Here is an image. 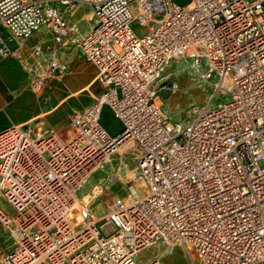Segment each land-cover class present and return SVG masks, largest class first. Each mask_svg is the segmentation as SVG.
Returning <instances> with one entry per match:
<instances>
[{
	"label": "built area",
	"instance_id": "built-area-1",
	"mask_svg": "<svg viewBox=\"0 0 264 264\" xmlns=\"http://www.w3.org/2000/svg\"><path fill=\"white\" fill-rule=\"evenodd\" d=\"M79 3L91 12L81 35L69 18ZM41 27L49 40L25 55ZM70 38L102 90L71 113L67 137L0 130V197L10 208L0 207V225L15 232L0 264H137L157 242L181 245L196 264H264V0H0V61H19L34 93L68 72L60 47ZM172 59L215 78L183 125L154 89ZM217 96L228 99L213 104ZM104 106L117 135L100 122ZM125 140L142 193L129 184L93 219L79 192Z\"/></svg>",
	"mask_w": 264,
	"mask_h": 264
},
{
	"label": "rangeland",
	"instance_id": "rangeland-1",
	"mask_svg": "<svg viewBox=\"0 0 264 264\" xmlns=\"http://www.w3.org/2000/svg\"><path fill=\"white\" fill-rule=\"evenodd\" d=\"M55 1V0H54ZM174 3L184 5L188 0H172ZM58 3V1H57ZM87 5L79 3L74 10L77 14L82 8ZM88 8V7H87ZM89 11V9H87ZM85 17L90 16L88 12ZM80 17V16H79ZM83 20L82 23H84ZM90 25L84 24L82 30L89 28ZM135 32L142 34L143 28L135 26ZM89 63V62H88ZM92 65L91 63H89ZM93 66V65H92ZM71 73L61 76V80L57 77L48 78L42 88L36 94L42 99H48L47 94L49 81H62ZM212 79H205L200 76V70H197L192 65L190 59H172L164 66L160 77L156 80L154 89L158 96L157 101L167 111L172 123L185 124L189 118V111L197 109L208 100V95L212 90ZM59 83V82H58ZM61 83V82H60ZM102 88L98 81L93 83L91 92L84 91L76 98L82 97L88 100V105L93 101L95 96H98ZM227 96H217L213 100V104L226 102ZM84 106V105H83ZM71 113L67 116V120ZM7 119L5 112L0 111V121ZM102 124L108 129L111 135L118 133L121 130L119 120L111 116L108 107H104L102 111ZM63 137H67V124L62 129H57ZM122 146V145H121ZM132 145H126L122 152H115L111 155L104 167L95 171L91 177L82 186L78 198L83 200V195H88L86 203V211L93 216V219H101L107 213V206L110 201L118 196H123L129 184H136V163L132 152ZM98 185L100 190L98 193H93L94 187ZM0 203L4 200L0 197ZM7 206V205H6ZM152 258L160 259L163 264H196L195 260L191 259L187 250L181 245H172L162 242H157L149 249L139 251L135 255L137 264L145 263Z\"/></svg>",
	"mask_w": 264,
	"mask_h": 264
},
{
	"label": "crops",
	"instance_id": "crops-1",
	"mask_svg": "<svg viewBox=\"0 0 264 264\" xmlns=\"http://www.w3.org/2000/svg\"><path fill=\"white\" fill-rule=\"evenodd\" d=\"M57 4L60 6L59 3ZM87 7L82 8L81 10L83 11L77 14L73 11L69 16L70 21L76 23L79 35L88 30V28L82 30L84 24L90 25L91 12L88 5ZM86 12L90 15L87 18L85 17ZM83 20H85L84 23H82ZM48 40L49 33L47 29L41 27L25 41L23 47L25 55L30 54L29 50L33 45ZM72 41L73 39L70 38L60 47V57L67 61V73L70 70L71 73L62 81L48 82V89H50L48 92L50 93L47 94L48 99L45 100L28 87L27 72L19 61L9 57L0 61V111L5 112L7 115L6 120L0 121V130L10 125L20 124L26 125L34 134L49 130L58 132L57 129L64 128L66 124L68 128L70 117L67 120V116L69 113H72L74 110H82L88 105L86 98L76 97L84 91L92 93L93 83L97 81L95 79L96 69L83 60ZM60 78L57 77L58 80H61ZM103 108L101 110L100 122ZM118 133L113 135H117ZM120 151L122 152L123 149ZM84 196L82 197L84 198ZM6 205L0 203V207L9 212L10 208ZM7 232L9 230L0 225V253L9 250L13 245V237H10L11 241L8 242Z\"/></svg>",
	"mask_w": 264,
	"mask_h": 264
},
{
	"label": "bare ground",
	"instance_id": "bare-ground-1",
	"mask_svg": "<svg viewBox=\"0 0 264 264\" xmlns=\"http://www.w3.org/2000/svg\"><path fill=\"white\" fill-rule=\"evenodd\" d=\"M156 100H157V98H156ZM122 145V146H121ZM126 145H132V142H130V141H124V142H122L121 144H119L118 145V147H117V150H116V152H119L121 149H125L126 148ZM121 152V151H120ZM101 168H103V166H101L99 169H101ZM99 169H97V170H99ZM96 170V171H97ZM87 181V180H86ZM99 188H101V187H99L98 185H96L95 187H94V189H93V193H98V191L100 190ZM133 189H134V191H136L137 193H142V190H143V185L141 184V183H139V182H137L136 184H134L133 185ZM89 196L88 195H85L84 196V198H83V200H82V198H81V200L78 198V200H77V203H78V205L80 204V201H81V203H83V202H87V198H88ZM83 201V202H82ZM77 205V208H78V211H76L75 212V215L74 216H77L78 217V215H79V213H80V211H81V208L79 207ZM82 205H84V203L82 204ZM86 207V206H85ZM84 206H83V210H85L86 211V208H85ZM91 217L93 218V216L91 215ZM7 236H8V238H9V240H8V242H10L11 241V239H10V237L12 238H14V236H15V232L14 231H9V232H7ZM169 245V244H168Z\"/></svg>",
	"mask_w": 264,
	"mask_h": 264
}]
</instances>
